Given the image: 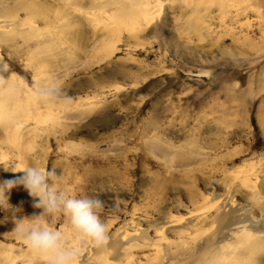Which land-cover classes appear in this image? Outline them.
I'll use <instances>...</instances> for the list:
<instances>
[{
    "label": "rangeland",
    "instance_id": "1",
    "mask_svg": "<svg viewBox=\"0 0 264 264\" xmlns=\"http://www.w3.org/2000/svg\"><path fill=\"white\" fill-rule=\"evenodd\" d=\"M76 1L7 0L31 11L16 10L26 24L0 41V179L7 162L10 179L55 169L58 190L99 198L113 230L205 208L221 187L263 214L264 198L232 177L250 169L264 189V9L149 0L160 8L145 25L116 16L125 0H102V17L101 0ZM17 201L0 206V254L20 264L27 245L13 219L43 211ZM42 219L80 233L63 213Z\"/></svg>",
    "mask_w": 264,
    "mask_h": 264
},
{
    "label": "bare ground",
    "instance_id": "2",
    "mask_svg": "<svg viewBox=\"0 0 264 264\" xmlns=\"http://www.w3.org/2000/svg\"><path fill=\"white\" fill-rule=\"evenodd\" d=\"M65 1L66 3H72L76 0ZM87 1L93 2V0H85V2ZM150 1L143 0V2L137 3L133 0H125L123 2L120 0L123 4L116 9V16L117 14L118 16H129L135 21L140 20L143 24L149 25L156 19L158 9L160 8L158 3L154 5ZM200 1L201 0H192L193 4H199ZM246 2L250 8H257L258 11L262 8L264 9V0H246ZM108 3L109 2L101 0L97 5L100 11L98 16L108 9ZM29 5L22 3L16 10L29 13L31 11V6ZM79 5L80 4H78V6ZM83 7L86 8L85 6ZM16 10L9 6L7 0H0V41L3 40L2 35L10 31H15L19 26L26 24L22 18L17 16L18 12H16ZM87 10L89 11L90 9ZM94 17L96 18V16ZM103 18L97 20H102ZM116 18L119 19V17ZM110 21L109 19V22ZM0 66L1 70L3 66L1 61ZM3 114L7 116L5 112H3ZM3 170H5L4 177H2L0 181L10 180L9 162L5 163ZM249 170H245L247 172H242L245 174L240 177L233 175L232 178L233 180L240 179L239 181L244 186L251 189L253 198L259 201L264 198V189L261 190V188H257L256 185L258 183L255 181L257 179H254L253 183L247 181ZM3 178L5 179L3 180ZM205 180L207 181V179ZM218 188L220 190L219 186ZM222 188L223 193L213 197L212 202L202 209L189 211L180 216L162 217L154 222L153 225L137 222L138 224L136 226H131L133 224L132 220L129 222L130 227H128V223H125L120 228L113 230L111 225H109L107 226L108 239L103 244H97L92 239L65 227L61 230L64 243L69 248H76L79 250V257L76 264L259 263L260 258H262L260 254L264 251V213L260 214L258 217L255 216L254 207L252 205L242 204L234 200L235 194L231 187H221V189ZM6 195H8L9 198L11 197L12 200H18L37 209V211H43V209H38L33 206L34 201L38 198L29 196L27 190H25L22 185L13 188L10 193H6ZM263 210L262 208V211ZM202 224L204 226H201ZM142 247L150 248L153 254L143 258H137L135 251L140 250ZM20 252H22L21 255L26 258L24 259L25 261L23 260V263L21 262L20 264H49V259L46 255L34 251L28 246L27 250L24 252L20 250ZM16 255L17 254L14 255L11 252L0 254V264H18L20 256L18 257Z\"/></svg>",
    "mask_w": 264,
    "mask_h": 264
},
{
    "label": "clouds",
    "instance_id": "3",
    "mask_svg": "<svg viewBox=\"0 0 264 264\" xmlns=\"http://www.w3.org/2000/svg\"><path fill=\"white\" fill-rule=\"evenodd\" d=\"M59 89L53 86L49 94H56ZM20 177L0 182V206L7 205L10 191L23 186L29 196L38 198L33 206L43 209L39 215L22 217L15 216L14 231L29 248L46 255L49 264H76L79 250L65 245L62 232L45 224L42 217L45 214L63 213L70 218L72 226L83 236L92 239L97 244L107 241L108 227L99 218L103 202L96 197L78 198L69 190H58V175L55 169H42L28 166L19 171ZM13 209V208H12Z\"/></svg>",
    "mask_w": 264,
    "mask_h": 264
}]
</instances>
